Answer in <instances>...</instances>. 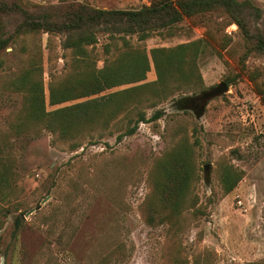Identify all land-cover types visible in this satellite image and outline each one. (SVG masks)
Returning <instances> with one entry per match:
<instances>
[{"label":"rangeland","instance_id":"rangeland-1","mask_svg":"<svg viewBox=\"0 0 264 264\" xmlns=\"http://www.w3.org/2000/svg\"><path fill=\"white\" fill-rule=\"evenodd\" d=\"M23 1L30 7L61 0ZM83 1L102 9H125L148 5L150 0ZM254 2L264 10V0ZM177 26L171 37L152 32L142 42L135 36L129 42L146 51L206 34L228 42L218 55L205 52L199 58L200 86L175 93L153 109L145 106L147 101L138 106L147 116L161 108L157 120L138 123L119 141L116 135L125 121L121 117L106 129L77 136L74 144L38 127L9 138L16 187L14 197L0 206V264H92L102 256L109 264H167V226L146 224L141 204L150 187L147 175L152 162L182 134L192 143L197 180L188 197L196 195L198 210L188 204L182 210L174 234L179 257L191 261L207 250L213 259L209 264H264V106L247 76L256 72L257 83L264 87V56L250 53L242 58L241 33L223 15L184 19ZM107 43L120 45V40L98 36L91 48L97 67L108 59ZM213 47L218 49L215 43ZM32 53L41 58L45 95L50 78L62 76L72 56L60 47L57 35L47 33L21 35L0 52V131L6 130L21 105L20 95L10 91L7 81L26 67ZM233 76L235 81L201 108L189 101ZM154 78L150 65L144 81ZM128 86L112 87L97 96ZM54 107L45 102L46 110ZM221 162L242 172L228 193L219 181ZM17 214L19 226L11 238Z\"/></svg>","mask_w":264,"mask_h":264},{"label":"trees","instance_id":"trees-1","mask_svg":"<svg viewBox=\"0 0 264 264\" xmlns=\"http://www.w3.org/2000/svg\"><path fill=\"white\" fill-rule=\"evenodd\" d=\"M205 14L223 15L237 26L245 46L242 58L250 53L264 56V10L254 0H150L148 5L125 9L97 8L83 0H61L30 7L23 0H0V52L13 45L21 35L47 33L57 35L60 47L69 49L72 55L67 71L48 81L46 95L41 79V58L35 57V53L30 55L26 67L7 81L10 91L20 95L21 105L10 118L6 130L0 131V206L14 197L16 187L10 137L38 127L74 144L77 136L97 128L106 129L121 117L125 121L116 135L119 141L132 134L138 123L153 122L163 114L161 108H156L147 116L139 105L147 101L145 106L153 109L175 93L200 86L199 58L205 52L218 55L219 49L227 45V38L216 40L206 34L173 46L152 47L148 51L131 45L129 38L135 36L142 42L152 32L171 37L179 30L177 24L182 20ZM100 35L117 38L120 45L107 43L104 47L108 59L97 67L91 48ZM150 65L155 78L144 81ZM256 75L254 71L247 73L264 106V87L257 83ZM234 81L235 76L227 77L223 83L227 87ZM120 85L130 86L97 96ZM74 100L76 102L64 104ZM45 102L51 107L63 105L46 110ZM191 144L182 134L152 162L147 175L150 187L141 204L146 224L167 226L166 235L170 241L164 255L167 264H209L213 260L212 253L207 250L196 253L191 261L181 258L177 243H174L184 206L188 204L189 208L198 210L196 195L188 197L193 181L197 180ZM241 176L242 172L232 165L220 163L219 181L224 193L231 191ZM2 211L0 207V216ZM19 222L17 214L11 238ZM1 224L0 221V228ZM92 264H109V260L102 256Z\"/></svg>","mask_w":264,"mask_h":264},{"label":"water","instance_id":"water-1","mask_svg":"<svg viewBox=\"0 0 264 264\" xmlns=\"http://www.w3.org/2000/svg\"><path fill=\"white\" fill-rule=\"evenodd\" d=\"M226 89V86L224 85V83H219L217 84L215 87L203 91L200 94L196 95L193 97V100L197 101V102H203V104H201L200 108L202 107V105H204V103L210 99L211 97H214L218 94H220L221 92H223ZM208 168V165H204L203 166V170L206 172Z\"/></svg>","mask_w":264,"mask_h":264},{"label":"flooded vegetation","instance_id":"flooded-vegetation-1","mask_svg":"<svg viewBox=\"0 0 264 264\" xmlns=\"http://www.w3.org/2000/svg\"><path fill=\"white\" fill-rule=\"evenodd\" d=\"M189 101L192 102V103H194L193 104L194 107H197V106L200 107L201 104H203V102H201V101L200 102H197V101L193 100V98L189 99Z\"/></svg>","mask_w":264,"mask_h":264}]
</instances>
